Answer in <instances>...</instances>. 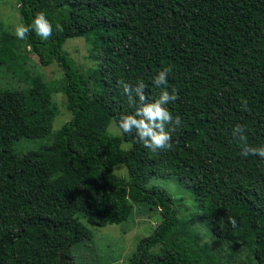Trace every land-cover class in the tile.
<instances>
[{"label":"trees","instance_id":"trees-1","mask_svg":"<svg viewBox=\"0 0 264 264\" xmlns=\"http://www.w3.org/2000/svg\"><path fill=\"white\" fill-rule=\"evenodd\" d=\"M16 3L21 24L43 11L62 30L42 41L0 28V66L30 79L23 90L0 88V264H61L66 253L77 264L80 249L92 247L88 226L119 225L141 211H158L161 222L128 264H237L231 258L242 252L245 264H264V159L241 152L264 145V0ZM68 38L90 45L93 65L83 69L62 50ZM26 50L42 67L56 63L62 86L22 71ZM169 66L163 87L176 88L168 107L181 117L170 128L172 147L153 152L134 134L110 132L134 111L118 81L144 80L152 101L161 91L153 78ZM53 92L71 114L54 132ZM236 124L243 139L231 134ZM22 139L49 144L21 154ZM119 164L127 181L114 173ZM158 177L185 185L199 208L193 218L229 258L201 244L164 190L146 188Z\"/></svg>","mask_w":264,"mask_h":264},{"label":"rangeland","instance_id":"rangeland-1","mask_svg":"<svg viewBox=\"0 0 264 264\" xmlns=\"http://www.w3.org/2000/svg\"><path fill=\"white\" fill-rule=\"evenodd\" d=\"M16 0H0V28L15 34L17 25L21 24L17 12ZM62 50L67 53L74 61L80 64L83 69H87L94 62L89 58L90 45L83 38H68L62 45ZM25 60L22 61V71H27L30 76L41 75L46 82H54L57 86H62V73L56 63L48 67L39 65L37 56L26 50ZM22 54L23 51H22ZM21 54V56H22ZM21 69L16 71L21 76ZM30 79H16L12 71L5 65L0 66V88L9 90H23L29 86ZM51 100L57 108V116L52 124V131L58 130L62 124L67 122L71 114L66 109V99L61 92H53ZM109 131L119 135L120 130L111 123ZM47 140H28L22 139L16 144V149L21 153L38 151L48 145ZM123 149L127 148L122 145ZM114 173L128 180L130 172L125 164H119L114 168ZM145 173L135 174V177L144 178ZM157 187L164 190L172 199L173 207L178 219H190V226L201 238L200 242L206 246H212L218 250L223 258H229V249L221 247L216 239L211 235L207 226L203 225L198 218L193 215L199 212V208L190 195L185 185L175 177H158L150 180L146 188ZM139 207L135 206V210ZM142 214L135 212L133 217L119 225H107L105 227L88 226L93 235L91 249L82 247L77 256V264H128L129 258L136 250L140 240L153 234L157 225L161 222L158 211L145 212ZM239 257H232L237 260V264H245L246 253L242 252ZM61 264H76V259L71 253L63 254ZM235 262V261H234Z\"/></svg>","mask_w":264,"mask_h":264},{"label":"clouds","instance_id":"clouds-1","mask_svg":"<svg viewBox=\"0 0 264 264\" xmlns=\"http://www.w3.org/2000/svg\"><path fill=\"white\" fill-rule=\"evenodd\" d=\"M62 30V25L53 23L47 18L45 12H38L28 23L19 24L15 29V34L20 39H24L29 31L34 32L42 41H48L54 31ZM171 67H166L159 71L153 78V83L161 87L158 98L152 101H146L144 95L145 82L138 80L135 84L127 81H118L120 90L130 104H133L134 111L128 114H122L117 126L123 133L134 134V136L143 143V145L153 152L167 150L172 147L171 126H179L181 117L173 115L169 110V103L178 99L176 88L169 91L163 85L167 84L168 74ZM243 126L236 124L232 129L234 138L243 139ZM242 155L247 157L254 154L264 159V145L253 147L245 144L241 149ZM233 223L235 221L233 220Z\"/></svg>","mask_w":264,"mask_h":264}]
</instances>
